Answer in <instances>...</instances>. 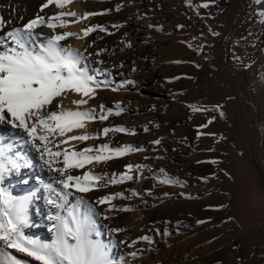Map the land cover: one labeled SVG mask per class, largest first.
I'll list each match as a JSON object with an SVG mask.
<instances>
[{"label": "bare ground", "instance_id": "1", "mask_svg": "<svg viewBox=\"0 0 264 264\" xmlns=\"http://www.w3.org/2000/svg\"><path fill=\"white\" fill-rule=\"evenodd\" d=\"M206 1L210 0H193L192 3L187 0H71L63 9L53 4L41 10L46 0H0V17L6 22L4 32L23 27L38 15L47 19L61 11L76 13V16H64L63 20L68 26L58 27L55 34L75 33V36L68 37L61 44L86 57V63L91 69H102L105 73L97 79L107 80L109 87L101 86L96 90L95 97L85 98L88 99V104L79 109H95L96 119L86 120L84 129L68 133L69 136L87 134L98 138L83 142L72 141L66 147L79 151L86 147L97 149L103 144H108L110 149L126 145L144 149L114 157L105 163L94 162L84 168L70 170L73 175L91 171L96 175L116 176L117 179L126 173L133 177L123 183H108L106 187L87 193L75 192L73 189V196L70 197V201L82 197L99 213L97 219L102 233L99 239L115 245L111 253L116 264H212L225 256L228 259L227 264H236V253L244 257L249 256V264H264V0H231V3L228 0H212L227 9L223 22L212 20L215 23L213 27L195 6V3L205 5ZM250 5L261 17V25L257 36H249V45L245 48L247 52L242 48L245 53L241 52L244 55L242 60L249 62V66H243L236 63L234 46L244 27L249 25ZM143 6L150 9V16L138 12ZM86 13L98 14L84 18ZM93 26L98 27L85 36L84 31ZM189 26H195L196 29L207 33V38H203L205 47L189 54L190 59L192 55H196L195 62L188 60L181 67H156L153 64L154 53L149 46L141 54V72L131 81H118L113 71L108 69L107 64L119 63L123 53L128 50V45L118 38L120 30L130 34V44H146L155 32L175 38ZM101 28L104 30L101 31ZM36 32L45 36L53 34L51 29L43 26L37 28ZM0 35H3V32H0ZM170 46L176 48L175 45ZM95 58L99 61H95ZM164 68L167 71L180 69L188 78L182 86L178 85L175 93L169 92L171 85L164 82ZM206 83H213L212 85L220 91L218 96L227 101V110L233 117V126L240 129L243 139L248 143L243 145L238 141L234 149L246 157L249 167V224L242 228L237 236L233 228L234 223L228 222L222 242L217 240L206 245L192 242V245L187 243L173 247L171 242L174 236L179 232L187 233L198 224V220L186 206L192 195L172 188L171 197L167 200L159 195V190L164 186L166 188L183 184L181 176L174 175L179 172V168L191 174L202 169L194 166L191 157L189 158L187 144L190 142L184 138L190 136L189 132H196L187 129L186 121L179 118L169 105L179 97H193ZM113 88L117 90L113 91ZM78 99H81L79 95L69 93L63 98V107L76 110L72 101ZM55 104L56 101H53V109ZM117 105L120 106L119 109ZM108 110L113 114L107 115ZM117 111H120V115H115ZM101 114L107 115V119L100 120ZM105 127H123L129 131H113L104 136ZM174 133L175 137H179L176 143L178 147L175 149L172 145ZM24 139H27V133L22 129L12 128L7 123L0 124V144L7 149V155L18 162L28 161L31 165L9 171L4 175L0 186L14 196L33 197L30 206L31 223L25 229V234L41 242L51 243L54 233L50 231L52 222L47 217L56 209L47 203L49 192L46 186L51 185L59 190L62 186L57 181L63 177L49 168L41 159L40 152L31 143H24ZM157 140L160 141L159 144L154 143ZM90 155H96V152ZM128 165L133 166L131 172ZM137 165L143 167L137 169ZM242 165L235 163V167L238 166L233 169L236 174L239 172L241 175L240 171L244 167ZM60 166L61 164L54 165ZM162 180H172L174 183H161ZM188 181L191 184L194 180ZM185 191L187 192L186 189ZM133 192L139 195L134 196ZM117 193H123L124 198L114 199L111 202L114 208L110 209L108 204L97 203L100 198ZM121 207H130L133 211H118ZM105 216L109 218L104 219ZM111 229L122 231L113 232ZM144 236L150 237L152 242L141 239ZM220 245L222 248H219ZM132 252H137L136 258L130 255ZM0 253L15 255L25 261V264H39L32 258L7 248L2 241Z\"/></svg>", "mask_w": 264, "mask_h": 264}, {"label": "snow or ice", "instance_id": "2", "mask_svg": "<svg viewBox=\"0 0 264 264\" xmlns=\"http://www.w3.org/2000/svg\"><path fill=\"white\" fill-rule=\"evenodd\" d=\"M70 2L71 0H46L41 10L53 4L63 9ZM203 6L207 7L206 4ZM97 14L86 13L84 18ZM66 15L76 16V13L61 11L58 15L47 19L38 15L23 27H15L6 32L3 31L6 22L0 17V32H3V35H0V124L7 123L12 128H19L27 133L24 143H31L40 152L44 163L63 177L57 181L62 186L59 190L51 185L46 186L49 192L47 203L56 209L47 217L52 222L50 231L54 233L51 243L41 242L25 234V229L31 223L30 206L33 197H17L0 186V241L7 248L14 249L39 264H116L111 253L115 245L99 239L102 235L97 219L99 213L82 197L74 201H70V197L73 196V189L75 192L87 193L93 189L106 187L108 183H123L125 180H132L133 177L126 173L117 179L116 176L96 175L91 171L82 175H73L70 170L81 169L94 162L105 163L114 157L144 149L131 145L110 149L108 144H103L97 149L86 147L79 151L66 147L72 141L83 142L98 138L87 134L69 136L68 133L84 129L86 120L96 119L95 109L87 111L79 109L88 104V99L85 98H94L96 90L101 86L109 87L107 80L97 79L105 75L102 69H91L86 63V57L61 44L68 37L75 36V33L55 34L58 27L68 26L63 20ZM41 26L51 29L53 34L45 36L36 32ZM96 27L98 26L86 29L84 35L87 36L95 31ZM69 93L81 97L72 101L76 110L63 107V98ZM53 101H56L54 109L51 107ZM119 107L117 105L118 109ZM101 108L103 109V106ZM120 111L115 115H120ZM193 111H201V109L193 108ZM112 114L111 110H108L107 115ZM107 115L101 114L99 119L105 120ZM113 131L129 130L123 127H105L103 135L107 136ZM154 143L159 144L160 141ZM94 151L96 155H90ZM56 164L61 166L54 167ZM30 166L28 161L18 162L8 156L7 149L0 144V182L9 171ZM127 167L131 172L133 166ZM142 167V165L136 166L137 169ZM161 183L172 184L174 181L162 180ZM132 195L139 194L133 192ZM117 197L124 198L123 193L104 196L97 200V203L108 204L111 209L115 207L111 202ZM118 211L129 212L133 209L121 207ZM108 218L104 217V219ZM141 239L152 242L148 236ZM134 244L135 242L132 246ZM130 255L136 258L137 252H132ZM0 264H25V261L15 255L0 253Z\"/></svg>", "mask_w": 264, "mask_h": 264}, {"label": "rangeland", "instance_id": "3", "mask_svg": "<svg viewBox=\"0 0 264 264\" xmlns=\"http://www.w3.org/2000/svg\"><path fill=\"white\" fill-rule=\"evenodd\" d=\"M192 1L187 0L188 3H192ZM228 2L231 3L232 1L228 0ZM218 3L212 0L206 1L207 7L195 3L203 17L210 21L212 27L215 25L212 20L215 19L221 23L226 16L227 9L222 8ZM149 10L148 7L143 6L138 12L145 14L144 16H150ZM249 15V25L244 27L243 33L235 40L234 46L236 63L243 66H249V62H243L244 55L242 53L245 54L243 49L246 51L245 48L249 45V36H257L261 25V17L253 11L252 5L249 6ZM157 33L151 35L146 44H130L132 43L130 34L123 30L119 31L118 38H121V41L128 45V50L123 53L119 63L107 64L108 69L113 71L118 81L129 82L138 72H141L140 70L143 68L140 64L141 54L149 46H151V51L154 53V66L160 65L170 68L177 65V67H181L188 60L195 62L196 55L195 57L192 55L190 59L189 54L200 51L206 45L207 33L204 30L196 29L195 26L183 29V32L175 38L160 32ZM204 37L205 39H203ZM199 44L201 45L199 46ZM170 45H175L176 48H172ZM95 61H99V59L95 58ZM165 68L162 70L164 82L171 85L169 92L175 93L178 85L179 87L182 86L188 78L184 76L180 69L167 71ZM212 84L206 83L194 93L193 97H179L169 105V108L179 118L181 117L184 122L186 121L185 127L192 132H196H189L190 136L184 138L185 140L188 139L187 142H190L187 144L190 151L189 158L191 157L194 166L202 169L200 172L191 174L183 168H179V172L174 175L181 176L183 184L174 187L166 186V188L164 186L159 190V195L167 200L171 197L170 191L172 188H178L182 193L192 195L189 199L191 201L188 204L186 203L188 207L186 208L192 212L198 220V224L187 233L179 232L178 235L174 236L171 242L173 247L187 243L192 245L194 242L197 245H206L208 242L217 240L222 242L228 222L232 221L234 223L233 228L237 236L239 231L249 224V167L246 164V157L237 153L234 149L238 141L243 145H248V143H246L245 138V140L243 139L240 129L233 126L231 122L233 117L227 110V101L218 96L220 91ZM193 108L201 109V111L194 112ZM175 136L176 133L172 135L173 149L178 147L176 143L179 141V137ZM175 138L176 140H174ZM184 138L180 137V139ZM235 163L237 165L245 163L242 165L245 168L242 167L243 172L240 171L241 175L239 172L236 174V171L233 170L238 167H235ZM187 178L190 181L194 180L191 182L192 185ZM244 179L247 184L243 181ZM191 188H194V190L192 191ZM219 248H222V246L220 245ZM236 257V264H249V256L244 257L236 253ZM226 262H228V259L225 256L212 264H227Z\"/></svg>", "mask_w": 264, "mask_h": 264}]
</instances>
